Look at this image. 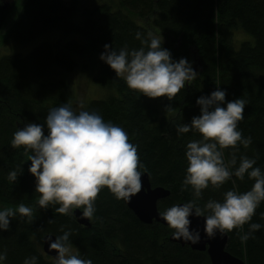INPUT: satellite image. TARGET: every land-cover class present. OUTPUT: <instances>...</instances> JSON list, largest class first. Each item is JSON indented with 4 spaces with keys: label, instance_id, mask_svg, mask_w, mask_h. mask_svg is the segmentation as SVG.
I'll return each mask as SVG.
<instances>
[{
    "label": "trees",
    "instance_id": "trees-1",
    "mask_svg": "<svg viewBox=\"0 0 264 264\" xmlns=\"http://www.w3.org/2000/svg\"><path fill=\"white\" fill-rule=\"evenodd\" d=\"M12 10L0 0V31ZM9 25L5 38L15 43H29L50 30L62 32L65 38L41 40L24 55L20 51L0 54V211L15 210L20 203L33 209L32 222L18 214L9 217V229H0V251L7 252L0 264H23L32 256L37 264H53L42 251L41 239L47 233L57 237L65 231L70 232L68 245L76 248L73 254L93 264H210L206 251L170 241L173 229L156 221L141 222L107 187L95 201L88 227L79 225L72 215L56 212L59 205L41 208L35 177L28 171L31 153L23 147L12 148L10 142L18 127L44 124L51 107L70 103L65 81L56 70L70 72L93 58L97 68L93 80L103 89L102 98L85 102L84 110L122 127L129 142L138 146L139 171L147 173L151 186L169 190L157 203L160 212L191 200L203 208L209 199L222 201L223 193L233 188L249 191L254 180L247 173L243 180L233 176L219 189L209 185L200 199L194 197L191 186L181 191L186 145L202 137L194 131L178 135L176 125L190 124L193 116H199L197 99L217 88L225 91L226 102L245 100L244 119L237 130L243 138L251 137V143L247 148L238 144V151L224 149V160L230 161L236 151L237 166L244 155L255 159L253 167L264 173V0H90L89 5L79 0H22ZM148 27L162 35L161 46L174 61L186 58L198 74L172 100L149 98L129 89L100 59L105 44L117 51L139 49L142 44L136 33L146 36ZM237 28L251 38L234 47ZM44 132L47 135L46 125ZM10 171L17 172L14 183L7 178ZM262 213L264 201L242 230L227 232L226 250L245 264H264ZM251 223L262 227L241 242L238 232H248Z\"/></svg>",
    "mask_w": 264,
    "mask_h": 264
},
{
    "label": "clouds",
    "instance_id": "clouds-1",
    "mask_svg": "<svg viewBox=\"0 0 264 264\" xmlns=\"http://www.w3.org/2000/svg\"><path fill=\"white\" fill-rule=\"evenodd\" d=\"M136 39L142 44L139 49L123 47L117 51L105 44V51L100 55L129 89L149 98L166 96L172 100L185 88L186 82L198 75L186 58L172 59L170 51L161 46V35L148 32L144 36L138 31ZM225 95V91L217 88L209 96H200L196 101L200 115L193 116L190 124L176 125L178 135L194 131L202 137L186 145L187 168L181 191L191 186L194 197L200 199L209 185L219 189L233 176L243 180L246 173L254 184L244 193L235 188L227 190L222 201L209 199L203 208L191 200L161 211L159 216L174 230L173 237L177 240L199 242V231H190L189 217L193 215L205 218L204 231L210 238L217 231L224 235L234 229L242 230L264 201V173L259 167H253L256 160L242 155L237 166V145L242 143L247 148L251 143V137L243 138L237 130L244 119L247 102L241 98L226 102ZM225 102L226 106H222ZM79 107L78 113L70 103L51 107L44 124L29 122L18 127L10 145L31 153L27 157L31 161L28 171L35 177V192L40 194L41 208L59 205L55 211L64 215H73L75 209H82V218L91 221L95 201L103 188L107 187L116 199L128 201L141 191L142 173L138 146L129 142L127 132L112 122H105L98 113L84 110L83 101ZM229 148L236 151L226 163L224 149ZM17 176L16 171H10L7 178L14 183ZM18 214L32 222L33 209L20 203L15 210L0 211V229H9V217L15 218ZM261 218L264 219V213ZM261 227L259 223H251L248 232H238L239 239L247 242ZM69 235L65 231L50 243V250L57 252L53 264H93L91 259L73 254L67 243ZM6 259V250L0 251V262ZM23 264H37V257L26 258Z\"/></svg>",
    "mask_w": 264,
    "mask_h": 264
},
{
    "label": "water",
    "instance_id": "water-1",
    "mask_svg": "<svg viewBox=\"0 0 264 264\" xmlns=\"http://www.w3.org/2000/svg\"><path fill=\"white\" fill-rule=\"evenodd\" d=\"M142 180V189L139 193L131 196L130 200L125 201L127 207L135 214V216L143 223L148 224L152 221L159 222L163 225L167 223L159 216L160 211L157 209V203L169 194V190L162 186H151L146 172L140 171ZM177 204H184L179 202ZM75 221L82 226H90V220L82 218V209H75L72 215ZM191 220L190 231L196 230L200 233V240L198 243H191V241H184L183 238L177 240L173 237V231L169 234L168 239L180 245H187L193 250L206 251L210 264H245L243 258H240L226 250L227 233L221 235L217 231L215 237H208L204 231V217L190 216ZM56 239V236L50 233L45 234L41 239V248L44 254L51 257L57 255L55 250H50L49 245Z\"/></svg>",
    "mask_w": 264,
    "mask_h": 264
},
{
    "label": "rangeland",
    "instance_id": "rangeland-1",
    "mask_svg": "<svg viewBox=\"0 0 264 264\" xmlns=\"http://www.w3.org/2000/svg\"><path fill=\"white\" fill-rule=\"evenodd\" d=\"M68 1V0H67ZM5 4L10 6L13 10L9 13L4 28L0 31V54L1 53H11L12 51H20L21 54H25L31 50L33 46L38 44L41 40L48 41H59L64 39L65 36L62 32L56 30L46 31L45 33L39 35V37L30 41L29 43H15L5 38L6 29L10 26L12 18L18 11L22 0H4ZM81 5H89L90 0H79ZM149 32L154 35L160 36V34L153 28H149ZM162 36V35H161ZM245 37V38H244ZM250 35L242 32L239 28L235 29L233 32L232 44L237 47L241 40L250 39ZM67 39V38H66ZM65 39V40H66ZM93 58L81 61L79 65L70 72H65L63 70H56V75L62 77L66 85V93L69 97V101L73 110L80 109V101L88 102L91 99H97L102 94V88L93 80V77L97 73L96 65L93 63ZM85 63L86 66H83ZM102 98V97H99ZM1 207V206H0ZM73 252L76 248L69 245Z\"/></svg>",
    "mask_w": 264,
    "mask_h": 264
}]
</instances>
